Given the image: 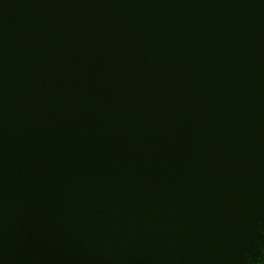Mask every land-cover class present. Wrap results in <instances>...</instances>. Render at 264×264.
<instances>
[{
    "label": "water",
    "instance_id": "1",
    "mask_svg": "<svg viewBox=\"0 0 264 264\" xmlns=\"http://www.w3.org/2000/svg\"><path fill=\"white\" fill-rule=\"evenodd\" d=\"M0 264H264V0H0Z\"/></svg>",
    "mask_w": 264,
    "mask_h": 264
}]
</instances>
